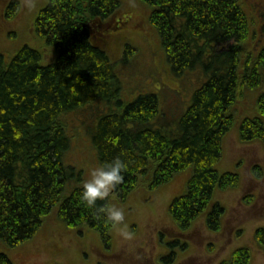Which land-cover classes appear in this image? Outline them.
I'll return each mask as SVG.
<instances>
[{"label":"trees","instance_id":"trees-1","mask_svg":"<svg viewBox=\"0 0 264 264\" xmlns=\"http://www.w3.org/2000/svg\"><path fill=\"white\" fill-rule=\"evenodd\" d=\"M138 1L147 7L171 69L182 74L203 64L212 70L209 78L171 136L159 123L156 94L119 99L106 37L93 34V26L121 9L120 0H47L33 25L56 55L53 61L43 65L41 52L27 45L9 60L0 54V264H12L7 251L33 238L51 212L70 227L86 225L104 241L110 238L113 226L79 200L82 186L66 193L70 167L63 159L72 140L67 121L100 99L115 98L117 108L99 118L93 138L98 162L118 155L128 162L114 192L128 195L143 177L154 189L191 167L186 190L171 201L169 214L180 230L200 216L208 229L221 228L224 206L215 192L238 187L240 177L215 165L247 90L258 92L256 115L239 122V139L264 140V46L247 47L251 18L244 0ZM132 51L124 47L126 55ZM251 171L263 174L259 165ZM97 204L107 206L108 199ZM254 237L264 245V228L255 229ZM250 259V248L242 246L218 264Z\"/></svg>","mask_w":264,"mask_h":264},{"label":"rangeland","instance_id":"rangeland-1","mask_svg":"<svg viewBox=\"0 0 264 264\" xmlns=\"http://www.w3.org/2000/svg\"><path fill=\"white\" fill-rule=\"evenodd\" d=\"M244 1L251 18L247 47L255 51L258 45L264 46V0ZM25 2L0 0V54L9 60L27 45L41 52V63L46 65L56 55L36 34L33 20L47 0H33L32 8H25ZM120 5L121 9L101 22L105 30L97 34L106 37L105 48L120 82L118 97L126 103L142 94H156L163 111L159 123L175 137L193 93L212 70L198 64L195 70L175 73L158 33L148 21L147 7L138 0H120ZM126 45L133 49L128 55L124 52ZM212 60L218 62V58ZM257 93L247 90L237 104L235 125L224 136L222 155L215 165L219 171L234 172L240 177L238 187L215 192L214 199L224 206L218 231L208 229L204 216L187 230H180L169 214L171 201L186 190L192 172L188 167L154 189L149 188L148 177H143L142 184L128 195L121 197L114 192L108 204L123 206L125 221L119 229L112 227L108 241L86 225L68 226L51 212L33 238L7 251L12 264H218L242 246L251 250L249 264H264V245L254 237L255 229L264 228V174L257 177L251 171L254 165L264 169V140L242 141L238 136L239 122L256 115ZM115 108V98L100 99L67 121L72 140L63 158L70 167L66 193L82 186L99 165L93 138L99 118ZM125 226L134 234L131 241L120 236Z\"/></svg>","mask_w":264,"mask_h":264},{"label":"clouds","instance_id":"clouds-1","mask_svg":"<svg viewBox=\"0 0 264 264\" xmlns=\"http://www.w3.org/2000/svg\"><path fill=\"white\" fill-rule=\"evenodd\" d=\"M25 8L35 7L33 0H26ZM128 170V162L120 155L109 161H103L91 170L90 179L86 180L81 188L79 200L86 208L93 209L94 215L102 219L105 224L118 228L125 221V209L115 203L98 205L97 201H106L124 180V173ZM120 236L124 241L134 239L132 231L127 227L120 229Z\"/></svg>","mask_w":264,"mask_h":264},{"label":"flooded vegetation","instance_id":"flooded-vegetation-1","mask_svg":"<svg viewBox=\"0 0 264 264\" xmlns=\"http://www.w3.org/2000/svg\"><path fill=\"white\" fill-rule=\"evenodd\" d=\"M108 19V18H107ZM107 19H105V20H107ZM93 32H96V33H98V34H101V32L100 31H104L105 29L103 28V26H102V24L100 23L98 26H93ZM260 46V45H259ZM260 166V165H259ZM260 168H261V170H262V172H263V174H264V169H262V167L260 166ZM262 174V175H263ZM258 177V176H257ZM259 177H261V176H259Z\"/></svg>","mask_w":264,"mask_h":264}]
</instances>
